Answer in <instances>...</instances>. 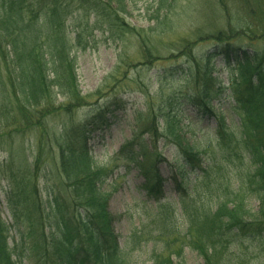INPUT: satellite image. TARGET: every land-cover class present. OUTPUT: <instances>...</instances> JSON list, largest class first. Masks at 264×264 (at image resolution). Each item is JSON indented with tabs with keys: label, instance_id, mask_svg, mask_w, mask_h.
<instances>
[{
	"label": "trees",
	"instance_id": "trees-1",
	"mask_svg": "<svg viewBox=\"0 0 264 264\" xmlns=\"http://www.w3.org/2000/svg\"><path fill=\"white\" fill-rule=\"evenodd\" d=\"M124 1L108 4L121 6ZM229 3L244 11V17H230ZM217 5L233 28L199 35L206 36L202 42L215 45L203 56H193L191 43L182 49L192 88L174 91L157 111L147 105L134 121L150 145L133 140L112 159L134 165L147 198L156 203L163 199L157 169L162 158L152 151L159 140L177 151L184 169L172 178L177 207L156 206L147 226L134 230L121 247L113 231L116 217L108 211L109 195L102 190L112 169L95 165L81 126L57 133L48 125L50 118L72 116L86 105L72 55L80 34L71 36L67 28L72 6L83 11L85 6L89 12L104 9L98 0H0V140L31 136L36 149L30 165L19 145L8 154L7 209L23 225L21 236L28 249L25 262L13 258L0 212V264H128L130 255L141 249L134 247L147 245L152 235L149 264H185V248L203 264H250L254 244L264 251V0H217ZM104 17L108 26L123 24L117 13ZM127 33L139 40L143 64L153 61L141 34L132 28ZM242 39L249 50L239 46ZM218 57L236 61V73L226 87L238 114L235 131L212 107L223 90L215 89L212 72L211 62ZM183 99L215 123V149L205 167L204 154L188 141L175 115ZM105 111L94 123H105ZM40 167L54 172L59 185L46 189L44 201L38 186ZM189 174H196L191 188ZM249 199L257 201L256 211L247 208ZM145 231L148 238L141 242ZM257 263L264 264V259Z\"/></svg>",
	"mask_w": 264,
	"mask_h": 264
},
{
	"label": "rangeland",
	"instance_id": "rangeland-1",
	"mask_svg": "<svg viewBox=\"0 0 264 264\" xmlns=\"http://www.w3.org/2000/svg\"><path fill=\"white\" fill-rule=\"evenodd\" d=\"M98 1L104 11L89 12L85 6L84 11L78 6H72L71 17L67 21L71 36L80 34L72 55L76 62L79 90L86 105L77 109L72 116L50 118L48 125L57 133L81 126L85 130L87 148L95 165L112 169L113 172L102 190L109 195L108 211L116 217L113 231L118 236L120 246L124 247L134 230L147 226L158 204L147 198L142 188L143 178L134 165L123 161L113 162L112 159L121 147L133 140L144 146L150 145L147 136H140V129L134 121L138 114L145 112L147 105L157 111L163 99L174 91L186 93L192 88V84H189L191 68L186 58L181 56L182 49L191 43L193 56H203L211 52L215 45L202 40L217 31L232 29L233 24H228L217 0H125L121 6L109 5L108 0ZM112 13H117L123 24L117 22L108 26L104 16ZM228 13L232 18L235 15L238 18L244 17V11L235 6L233 9L231 3L228 4ZM131 28L141 34V40L152 50L154 56L150 63L143 64L141 61L139 40L127 33ZM199 35L206 36L197 38ZM239 46L249 50L246 40L242 39ZM211 63L213 77L217 82L215 89L223 87L220 95L213 99L212 107L225 118L229 129L235 131L238 114L226 87L230 77L236 73V61L218 57ZM139 64L142 66H138ZM57 102H62V99L58 98ZM175 108L178 109L175 115L184 125L186 138L204 154V167L207 166L212 157L211 152L215 149L214 120L199 116L187 99H183ZM103 111L105 123H94L97 115ZM33 143V137L27 135L13 142L9 139L0 140L1 218L8 229L13 258L24 262L28 248L21 236L23 225L16 222L7 209L8 186L4 178L9 152L19 145L30 165L36 151ZM152 151L160 153L162 158L157 169L163 179L164 199L159 204L177 207L179 197L174 190L172 178L184 170L181 169L180 157L163 140H159L156 150ZM38 174V186L44 201L46 189L59 185L54 172L41 168ZM195 176L196 174L187 176L188 188L195 184ZM257 206L255 199L248 200L247 208L251 211H256ZM145 230H150V227ZM145 233L146 231L143 237L140 235L141 242L148 238ZM154 238L155 235H152L147 245L142 243L134 247L141 249L130 255L128 264H149L148 253ZM253 246H256V251L250 264H258L257 261L264 259V251L257 244ZM184 259L185 264H203L201 258L187 248L184 249Z\"/></svg>",
	"mask_w": 264,
	"mask_h": 264
}]
</instances>
